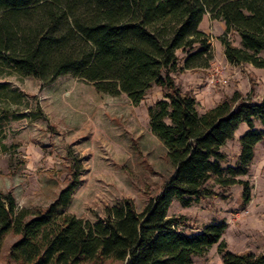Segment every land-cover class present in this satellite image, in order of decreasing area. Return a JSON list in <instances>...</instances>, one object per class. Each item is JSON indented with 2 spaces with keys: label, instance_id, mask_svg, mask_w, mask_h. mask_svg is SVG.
I'll return each instance as SVG.
<instances>
[{
  "label": "trees",
  "instance_id": "1",
  "mask_svg": "<svg viewBox=\"0 0 264 264\" xmlns=\"http://www.w3.org/2000/svg\"><path fill=\"white\" fill-rule=\"evenodd\" d=\"M226 25L221 38L229 64L264 69V0H0V65L50 84L73 75L110 96L127 95L134 105L153 86L163 98L149 109L153 134L168 151L174 174L162 192L139 212L130 199L85 220L67 214L79 185L77 173L45 210L20 209L0 191V254L9 232L20 236L9 258L18 264H193L219 244L223 264H264V254L227 251L226 223H211L195 235L169 217L174 199L183 206L225 198L220 190L242 187L243 205L252 199L250 173L258 143L264 142V98L240 92L199 113L196 97L174 75L205 70L214 61L206 15ZM235 33L241 47L228 35ZM241 154L223 167L222 148L240 125Z\"/></svg>",
  "mask_w": 264,
  "mask_h": 264
},
{
  "label": "rangeland",
  "instance_id": "2",
  "mask_svg": "<svg viewBox=\"0 0 264 264\" xmlns=\"http://www.w3.org/2000/svg\"><path fill=\"white\" fill-rule=\"evenodd\" d=\"M201 30L209 35L214 49L211 67L174 75L176 83L196 97L199 113L236 92L261 101L264 69L224 61L223 21L208 14ZM228 39L242 46L237 34H229ZM163 93L161 87L153 86L134 105L125 94L100 93L73 75L43 84L0 65V191L11 193L20 209L45 211L77 173L79 185L67 214L95 220L104 216L107 207L127 199L142 212L174 174L167 149L150 127L149 109ZM214 181L211 187L225 198H206L190 207L174 199L169 217L183 218L179 229L187 235L199 234L211 223H226L222 241L227 251L264 254V199L254 193L263 210L260 205L248 209L238 193L239 185L221 191ZM19 239L13 232L6 235L0 264H18L9 253ZM193 264H223L219 244L193 257Z\"/></svg>",
  "mask_w": 264,
  "mask_h": 264
},
{
  "label": "crops",
  "instance_id": "3",
  "mask_svg": "<svg viewBox=\"0 0 264 264\" xmlns=\"http://www.w3.org/2000/svg\"><path fill=\"white\" fill-rule=\"evenodd\" d=\"M222 57L224 61L229 64L226 60L224 54V47L222 51ZM230 66H233L229 64ZM215 107V106H214ZM247 124H242L239 126L237 131L235 132V138L232 141L227 142V144L222 148V151L227 155V159L222 163L223 167L227 166H235L237 163V159L241 154V144L240 138L248 131ZM229 162V163H228ZM231 162V163H230ZM237 179L248 180L253 186L252 190V199L248 205V209L257 208L259 205V210H263V203H257L254 193L259 192L261 196V201L264 199V142H260L257 144L255 149V159L251 165L250 173L244 177H238ZM255 186V188H254ZM238 187V193L240 196L242 195V187ZM243 201V200H242Z\"/></svg>",
  "mask_w": 264,
  "mask_h": 264
}]
</instances>
